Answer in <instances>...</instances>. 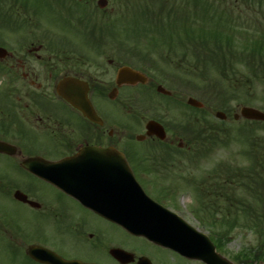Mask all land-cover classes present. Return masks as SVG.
Returning <instances> with one entry per match:
<instances>
[{
    "label": "flooded vegetation",
    "instance_id": "obj_1",
    "mask_svg": "<svg viewBox=\"0 0 264 264\" xmlns=\"http://www.w3.org/2000/svg\"><path fill=\"white\" fill-rule=\"evenodd\" d=\"M151 1L0 0V143L6 144L0 147V200L24 205L34 221L50 226L49 231H27L26 214L15 225L0 211V239L22 256L0 264H196L194 258L134 234L138 228L178 226L175 219L139 220L134 204L121 198L122 180L128 183L132 175L153 202L196 227V147L180 142L179 130L158 117L147 119L135 134L127 127L132 122L121 125L106 113H121L110 91L115 95L173 84L175 77L161 73L158 62H174L170 57H180L178 51L182 58L191 54L172 48L173 27L184 25L178 17L160 19L172 27L162 41L167 49H148L153 34H145V28L159 20L150 15ZM216 1L225 13L233 6H248V0H196V7L203 6L212 20ZM126 3L133 5L137 19L130 27H138L139 35L120 34ZM257 7L264 17V0H258ZM194 22L193 55L210 57L214 28L204 31L199 14ZM139 43L145 49H138ZM205 66V61L196 63V68ZM122 67L139 75L128 74L118 84ZM62 81L92 119L58 94ZM104 102H109L106 109ZM132 114L127 112L135 127H141L143 115ZM148 120L162 124L165 140L146 135ZM139 142L146 144L136 146ZM121 155L129 172L121 170ZM16 192L25 200L16 199ZM184 193L193 197L194 208L186 209ZM213 242L222 255L223 239ZM242 259L233 263L243 264Z\"/></svg>",
    "mask_w": 264,
    "mask_h": 264
},
{
    "label": "rangeland",
    "instance_id": "obj_2",
    "mask_svg": "<svg viewBox=\"0 0 264 264\" xmlns=\"http://www.w3.org/2000/svg\"><path fill=\"white\" fill-rule=\"evenodd\" d=\"M182 0H174L175 7L182 6ZM191 1V0H187ZM155 2L152 4V10L155 13V17H165V10H163L162 15H159L157 12L162 7L165 6L168 8L171 5H167L165 0H155L151 1ZM173 3L171 0L168 1ZM126 6V7H125ZM133 5L131 3H126V5H122L121 8H125L128 11L126 14L122 15L121 18V31L120 34L122 36L139 35L141 31L136 26L130 27L133 20L136 21V17L133 14L134 11L132 9ZM203 6H198L193 9L191 7L188 8L182 15L181 19L184 20L185 25H175L173 28L176 34L180 35V32L186 28H189L191 31L193 29L196 30L194 25L196 14H199L204 23L203 30L208 31L211 26L215 29L219 28L221 32H211L210 36L212 40L217 39L220 40L224 38L225 33L231 34V48L234 52H240L241 48L245 46L246 48H250L254 41L258 40L261 36V33L264 31V17L262 16V12L256 7L252 5H248L247 7H230L232 10L229 11L231 20H237L236 27L230 30H225L226 24L224 19H216L213 18L210 20L207 14L203 12ZM125 11L122 9V13ZM133 12V13H132ZM151 15V14H150ZM148 14V16H150ZM178 14H175L177 16ZM236 23V22H235ZM123 27H125L123 29ZM172 28V27H170ZM167 23H163L162 25L156 26H146L145 34L150 31L153 34L154 40L149 42L148 49H151L152 46L160 47L161 37L167 36L166 33L170 29ZM205 34H209L205 32ZM182 38V37H181ZM261 47H260V56L261 59V67L264 68V33L261 39ZM175 43V42H174ZM241 44V45H240ZM164 45V44H161ZM138 49H145L143 43H139ZM177 50L176 47H172ZM160 49L166 50L163 47ZM157 50V49H156ZM178 56H181V53L178 51ZM173 62H164V59L158 62V68L161 73L164 75H172L175 77L176 82L173 84H165L163 87L170 91V96H165L155 92L152 89H132V90H120L116 94L115 101L121 104V113L119 111L107 112L110 114V117L116 118L123 123H127V120L132 122V126L127 125V127H131L133 133L138 134L142 131L143 123L150 117H158L160 118L167 126L172 127L173 129L179 130V139L183 142L189 141L191 145L196 147V186L201 182H205L204 188L199 193L200 194V203L199 196L196 194V227L199 230L208 233L212 229L210 225L204 223L200 220V217L207 220L208 215L204 212L210 209L213 198H216V220H222V222L232 223L235 221L234 229L230 231L227 235V240L225 241L221 251L226 259L233 262L234 256L239 253H247L248 250H255L258 245L264 243L261 237H259L256 232L249 227L246 218L244 217L243 210H236L235 207L229 206L233 200H244L250 203L249 207L252 209V213L262 215L264 211L262 208L264 205H257L253 202V198L248 193V191L239 185H231L230 181L226 182V179L229 178L231 182L232 176L228 175L225 177V168L227 165H236L237 167H245L250 164V160L244 155V150L247 146L244 144L245 138L241 130L242 125H244V119L239 118L237 120L233 119V114L238 113L239 108L242 105L251 106L260 110H264V72H257L259 78H255L254 75L250 72L251 69L247 67L246 62H235L233 64L234 72L228 73V75L219 74L213 69H196L194 64L193 57L186 56L184 58H180V63L178 66L176 65V58L170 57ZM254 65H257L259 62L258 56H256L255 60L252 61ZM196 69V70H194ZM263 73V74H262ZM198 74V75H197ZM227 91H235L236 95L230 96L225 93ZM105 93L109 92L108 90L104 91ZM134 95L136 100L131 101L125 100L126 96ZM188 97H192L201 101L205 110L202 112H196L195 109H192L186 104V99ZM105 103V109L109 102ZM130 111H127V109ZM112 109V106H110ZM223 111L226 114V119L224 121L218 120L214 113L215 111ZM127 112L142 114V124L141 127H135L136 122L130 120L127 117ZM189 117V118H188ZM196 118L205 120L210 123L213 127H218L221 130V133L218 135L219 141L210 144L207 142L209 146L206 145L205 141H196ZM190 120V124L188 125L187 120ZM141 118L136 119L139 122ZM126 127V128H127ZM121 128H123L121 126ZM252 129L254 134L258 137L259 141L264 140V124H253ZM123 130V129H122ZM123 135V134H122ZM136 142V141H135ZM146 143H135L136 146H144ZM210 175V179L208 176ZM220 182L224 185L230 186L231 188L225 193V190H221L217 186V182ZM214 183L210 184L208 183ZM241 183L240 180L236 183ZM203 184V183H202ZM212 187V191L207 193L208 187ZM215 189V190H214ZM258 191V189H257ZM205 196H209L211 198H207ZM186 209L194 208V200L191 195L188 193H184L183 197H181ZM235 203V201H233ZM199 206H205V211H201ZM229 206L228 212H232L227 215V210L225 208ZM253 206V207H251ZM0 211L4 213L8 217V219L16 225L19 221V217L25 215L29 217L30 223L28 224L27 231L33 230H42L49 231L50 226L45 222H36L33 220L32 214L29 213L28 208L24 205L19 204L18 202L13 201L10 198H5L0 200ZM236 212V213H234ZM198 213V214H197ZM191 221H194L191 217H189ZM212 219V218H211ZM206 226H205V225ZM26 232V231H25ZM26 235H29V232H26ZM34 234L30 233V236ZM48 242L55 243L52 239L45 237ZM44 240V239H42ZM261 241V242H260ZM6 241L0 239V263L6 262L9 259H14L17 261L19 257V252L17 249H12L5 247L4 244ZM18 258V259H17ZM196 264H202L199 261H196ZM235 264V263H233ZM248 264H264L263 261H255L252 260Z\"/></svg>",
    "mask_w": 264,
    "mask_h": 264
},
{
    "label": "water",
    "instance_id": "obj_3",
    "mask_svg": "<svg viewBox=\"0 0 264 264\" xmlns=\"http://www.w3.org/2000/svg\"><path fill=\"white\" fill-rule=\"evenodd\" d=\"M133 73V72H132ZM129 74L128 68H122L118 72V83L120 80ZM65 82H61L60 87L58 88V93L65 98L68 102L72 103L74 106L78 107L84 115H87L89 118H93V114L87 111L86 106L83 107L81 103H79L76 99H78L74 93L68 92L64 87ZM157 91L162 92L164 94H168L167 91L158 87ZM73 92H75L73 90ZM110 96H112L110 94ZM187 103L189 105L195 106L200 108L202 104L193 99L188 98ZM215 116L219 119H224V113L217 111ZM243 117L248 120H257V121H264V112L259 111L252 107L243 106L239 109V113L234 114V119H238L239 117ZM147 134L155 135L161 139H164L165 134L163 128L154 121H149L146 124ZM5 144L0 143V146H4ZM122 166L121 169L124 170L125 165L121 161ZM126 169V168H125ZM136 191L133 192L135 194L134 203L136 204V209L141 211L143 214L140 215L141 218L146 219L148 216L146 212L148 210L147 204L151 203L149 200L146 199L143 192L139 188H135ZM123 192V190H122ZM17 199L24 201L25 196L19 192L15 193ZM149 201V202H148ZM184 229H170V230H156L151 232H146L147 236L161 244V245H170L179 250L184 255L188 256H196V258L205 261L207 264H230L224 261L218 254L214 252V248L208 238L198 232L197 230L192 229L189 226H184Z\"/></svg>",
    "mask_w": 264,
    "mask_h": 264
},
{
    "label": "trees",
    "instance_id": "obj_4",
    "mask_svg": "<svg viewBox=\"0 0 264 264\" xmlns=\"http://www.w3.org/2000/svg\"><path fill=\"white\" fill-rule=\"evenodd\" d=\"M256 52L260 55V48L258 49L256 48V46L248 52V59L250 61L255 57ZM254 71L255 70H252L251 72H253V74L257 76L256 72ZM225 93L230 96L229 98H232V96H234V93L232 91H227ZM253 124L264 123L255 121H244V125H242L239 129L242 131L244 137L246 136L244 144L247 146V148L244 150V155L248 158V160H250V164L245 167H237L236 165H232L231 176L232 179H234L235 181L232 185L242 186L248 191L249 194L256 195L258 193L257 189L259 186L263 187L264 192V140H258V137L254 134L252 129ZM220 133L221 130L218 127H213L210 123L206 122L205 120L196 119V140L205 141L206 145L209 146L210 144H214L219 141L218 135ZM207 142H209L210 144L208 145ZM239 180L241 183L236 184ZM198 194L199 193L197 192V195ZM198 196L200 198V194ZM205 197L210 198L209 196ZM215 201L216 198H213L210 208L215 209ZM244 204L245 202L238 205V208L243 210L244 217L246 218L249 227L252 228L264 242V212L262 215L254 214L252 213V209L249 206H245ZM226 210H229V206L226 207ZM234 222L235 221H232L231 224H226L228 226V230L235 225ZM217 235H225V233H217ZM244 255L245 258L248 257V261L264 259V243L258 245L254 251L248 250L247 253H244Z\"/></svg>",
    "mask_w": 264,
    "mask_h": 264
}]
</instances>
